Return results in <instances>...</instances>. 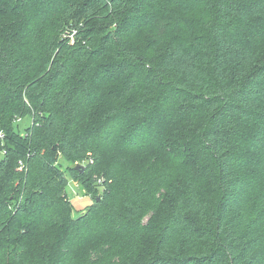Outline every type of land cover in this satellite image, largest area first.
<instances>
[{"label":"trees","instance_id":"trees-1","mask_svg":"<svg viewBox=\"0 0 264 264\" xmlns=\"http://www.w3.org/2000/svg\"><path fill=\"white\" fill-rule=\"evenodd\" d=\"M0 132V264H264V0H0Z\"/></svg>","mask_w":264,"mask_h":264},{"label":"rangeland","instance_id":"rangeland-1","mask_svg":"<svg viewBox=\"0 0 264 264\" xmlns=\"http://www.w3.org/2000/svg\"><path fill=\"white\" fill-rule=\"evenodd\" d=\"M17 123V131L19 133H23L26 126L29 125L30 119L29 117H25ZM1 158V154H0ZM58 162L60 163V166L62 169L66 170L67 166L69 165L68 162H66L62 157L58 158ZM73 166V165H72ZM99 183V182H97ZM102 187V186H101ZM101 187H98L97 196L100 191L102 190ZM65 193L67 195V199L71 202L73 206V216L76 217L80 212H82L87 205H89L92 202V196L89 194H85L84 189L78 184V182L68 179V182L65 186Z\"/></svg>","mask_w":264,"mask_h":264},{"label":"built area","instance_id":"built-area-1","mask_svg":"<svg viewBox=\"0 0 264 264\" xmlns=\"http://www.w3.org/2000/svg\"><path fill=\"white\" fill-rule=\"evenodd\" d=\"M2 137H3V134L0 132V138H2ZM80 164H82V163H80ZM19 165L21 167V165H22V162L21 161H19ZM98 182L99 183L102 182L101 179H98Z\"/></svg>","mask_w":264,"mask_h":264},{"label":"water","instance_id":"water-1","mask_svg":"<svg viewBox=\"0 0 264 264\" xmlns=\"http://www.w3.org/2000/svg\"><path fill=\"white\" fill-rule=\"evenodd\" d=\"M74 168H75V169H82V165H80V164H75V165H74Z\"/></svg>","mask_w":264,"mask_h":264}]
</instances>
